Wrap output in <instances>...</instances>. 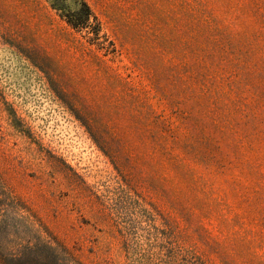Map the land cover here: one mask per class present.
<instances>
[{
	"label": "rangeland",
	"instance_id": "rangeland-1",
	"mask_svg": "<svg viewBox=\"0 0 264 264\" xmlns=\"http://www.w3.org/2000/svg\"><path fill=\"white\" fill-rule=\"evenodd\" d=\"M0 264H264V0H0Z\"/></svg>",
	"mask_w": 264,
	"mask_h": 264
},
{
	"label": "trees",
	"instance_id": "trees-1",
	"mask_svg": "<svg viewBox=\"0 0 264 264\" xmlns=\"http://www.w3.org/2000/svg\"><path fill=\"white\" fill-rule=\"evenodd\" d=\"M83 24V23H82ZM74 26H76V25H74ZM78 26H81V25H77L76 27H78Z\"/></svg>",
	"mask_w": 264,
	"mask_h": 264
}]
</instances>
